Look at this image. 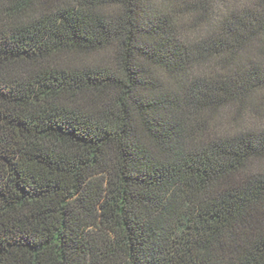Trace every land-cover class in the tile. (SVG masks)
Instances as JSON below:
<instances>
[{"label":"trees","instance_id":"1","mask_svg":"<svg viewBox=\"0 0 264 264\" xmlns=\"http://www.w3.org/2000/svg\"><path fill=\"white\" fill-rule=\"evenodd\" d=\"M0 264H264V0H0Z\"/></svg>","mask_w":264,"mask_h":264}]
</instances>
